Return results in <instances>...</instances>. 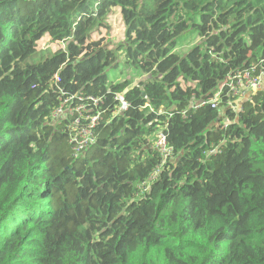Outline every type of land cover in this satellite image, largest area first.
I'll return each mask as SVG.
<instances>
[{
    "label": "trees",
    "instance_id": "trees-1",
    "mask_svg": "<svg viewBox=\"0 0 264 264\" xmlns=\"http://www.w3.org/2000/svg\"><path fill=\"white\" fill-rule=\"evenodd\" d=\"M23 2L0 0V264H264V90L226 129L227 98L190 108L231 71L264 69V0ZM115 9L127 43L110 46ZM121 58L138 82L109 81ZM90 96L106 113L75 157L52 113ZM165 124L175 158L143 194Z\"/></svg>",
    "mask_w": 264,
    "mask_h": 264
},
{
    "label": "built area",
    "instance_id": "built-area-1",
    "mask_svg": "<svg viewBox=\"0 0 264 264\" xmlns=\"http://www.w3.org/2000/svg\"><path fill=\"white\" fill-rule=\"evenodd\" d=\"M46 42L42 44V48L46 47ZM43 45L45 46L43 47ZM55 79L60 80L58 76ZM261 90H264V69L258 70L253 67L243 72L231 71L219 85L210 101L205 99L194 100L190 108L193 111H198L202 106L209 103L214 109H217L220 105L222 106L224 99L227 98V107H222V110H230L235 116L233 120L223 119L221 121V129H226L230 124H239L237 118L243 113L245 103ZM74 99V97H68L60 100L59 106L52 113V122H67L64 129L70 134V145L74 156L79 157L96 143L95 129L101 125L106 113L103 109L105 97L90 96L85 100L78 98L80 101L78 104L74 102ZM115 100L119 102L118 113L126 112L129 109V104L123 94H117ZM185 117L186 114L184 113ZM166 130L168 131V124L162 125L153 141V147L162 161L154 169L148 181L142 185L143 194L150 189L165 166L175 158L174 148L168 141ZM225 144L226 141H220V145H213L206 155L211 157L221 154L222 146Z\"/></svg>",
    "mask_w": 264,
    "mask_h": 264
},
{
    "label": "rangeland",
    "instance_id": "rangeland-1",
    "mask_svg": "<svg viewBox=\"0 0 264 264\" xmlns=\"http://www.w3.org/2000/svg\"><path fill=\"white\" fill-rule=\"evenodd\" d=\"M27 0H24L22 7L23 10L25 12V14H27V10L32 9L33 5L31 6H27L26 4ZM108 25L111 27L109 29H102V33L100 36L104 37L106 39V42L111 46L113 45H119V44H124L127 43V26L124 24L123 20H122V16H121V12L119 9H115L112 11V13L106 17V20ZM200 38H193V41H185V42H181L179 44V47L177 48V52L179 54H185L187 52H189L197 43L200 44ZM48 43V42H46ZM61 46L60 47H64L63 43H60ZM45 45H43L44 47ZM115 46H114V50H115ZM107 73H108V78L110 82H122L124 81L128 75L130 74V76H132V78L134 79L135 82H138L142 76L138 71H133V70H129L125 68V64H124V58H121V62H120V66L119 69H114V68H107ZM140 189V188H139Z\"/></svg>",
    "mask_w": 264,
    "mask_h": 264
},
{
    "label": "clouds",
    "instance_id": "clouds-1",
    "mask_svg": "<svg viewBox=\"0 0 264 264\" xmlns=\"http://www.w3.org/2000/svg\"><path fill=\"white\" fill-rule=\"evenodd\" d=\"M46 41H48V39H46L44 42H46ZM44 42H43V43H44ZM43 43H42V44H43ZM42 44H41V48H42ZM63 44H64V47H65L66 44H65V43H63ZM46 47H47V46H46ZM46 47H45V48H46ZM64 47H63V48H64ZM42 49H44V48H42Z\"/></svg>",
    "mask_w": 264,
    "mask_h": 264
}]
</instances>
